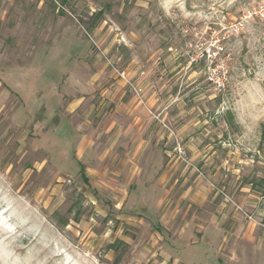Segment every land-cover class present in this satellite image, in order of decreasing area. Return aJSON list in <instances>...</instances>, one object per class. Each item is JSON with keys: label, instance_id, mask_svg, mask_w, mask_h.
Instances as JSON below:
<instances>
[{"label": "rangeland", "instance_id": "1", "mask_svg": "<svg viewBox=\"0 0 264 264\" xmlns=\"http://www.w3.org/2000/svg\"><path fill=\"white\" fill-rule=\"evenodd\" d=\"M132 101L173 168L120 206L114 169L82 178L75 130ZM259 191L264 0H0V264H183L162 237L217 218L225 264H264Z\"/></svg>", "mask_w": 264, "mask_h": 264}, {"label": "crops", "instance_id": "2", "mask_svg": "<svg viewBox=\"0 0 264 264\" xmlns=\"http://www.w3.org/2000/svg\"><path fill=\"white\" fill-rule=\"evenodd\" d=\"M143 100L148 106H151L153 103L152 100L146 98ZM132 102L131 105H121V113L115 109V117L107 128L104 124L100 123L97 126H92L90 129L92 132L89 134H85V132L81 134L77 128L75 130L77 135H79V138L75 141V151L79 155L78 160H83V165L80 166L83 168L84 175L106 177L114 169L115 172L112 171L114 175L124 177L123 185L126 186L124 196L120 199V206L124 204L128 192L134 190V184L137 186H142L141 184L148 185L153 182L152 178L153 174L156 175L157 173L156 169L161 168L158 170L157 175L160 174L157 178L158 183L155 185L156 187H162L167 183L170 171L173 168L157 167V163L162 161V159H159L160 156L152 155L151 152L146 153V149L144 148L147 141L149 142L150 140L146 138L140 139L138 134L139 128L143 124L142 117H147V113L143 108L138 107V101ZM165 108H167L166 105L161 110ZM123 117L126 119L131 118V122L123 120ZM141 155L144 157L143 160H140ZM141 161L142 163H140ZM128 163L130 164L127 167ZM142 189L143 187H140L136 191ZM136 195H139V193ZM143 195H139L141 198L137 205L138 208H146L148 205V203H144L146 199L142 198ZM132 200L135 199L131 198L129 201ZM134 205L136 206V204ZM214 223L215 227L213 229L207 227L205 229L206 231L202 230L201 235L196 234L194 236L193 231L189 229V232L186 233L187 235H181L176 240L171 241L167 237L162 238L165 239L166 245L174 250L177 258L182 253V258L186 259V262L183 264H215L214 262L217 264H225L222 261L223 257L221 255L226 258L227 256L223 254L224 252L222 254L220 252L221 248L227 245V238L224 239V235L220 233L221 226H219L218 218L214 220ZM219 248L220 252L218 253L217 250Z\"/></svg>", "mask_w": 264, "mask_h": 264}, {"label": "trees", "instance_id": "3", "mask_svg": "<svg viewBox=\"0 0 264 264\" xmlns=\"http://www.w3.org/2000/svg\"><path fill=\"white\" fill-rule=\"evenodd\" d=\"M81 176H82V178L85 180V182H87L86 180V177H85V175H84V173H83V168H82V166H81ZM263 180V179H262ZM257 181V183H258V180H254V181H252L250 184L253 186L254 185V183ZM260 192V191H259ZM260 194H261V196H264V192L263 193H261L260 192Z\"/></svg>", "mask_w": 264, "mask_h": 264}, {"label": "built area", "instance_id": "4", "mask_svg": "<svg viewBox=\"0 0 264 264\" xmlns=\"http://www.w3.org/2000/svg\"><path fill=\"white\" fill-rule=\"evenodd\" d=\"M218 86L220 87V89H224L225 84H224L223 82H219V83H218Z\"/></svg>", "mask_w": 264, "mask_h": 264}]
</instances>
